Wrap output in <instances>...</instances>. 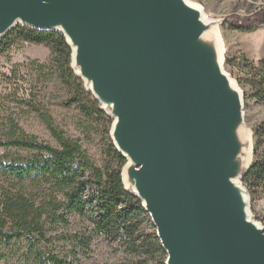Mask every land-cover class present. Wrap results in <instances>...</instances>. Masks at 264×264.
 I'll use <instances>...</instances> for the list:
<instances>
[{
    "label": "water",
    "instance_id": "obj_1",
    "mask_svg": "<svg viewBox=\"0 0 264 264\" xmlns=\"http://www.w3.org/2000/svg\"><path fill=\"white\" fill-rule=\"evenodd\" d=\"M218 24L189 0H0V41L16 26L63 36L164 264H264L241 182L252 133Z\"/></svg>",
    "mask_w": 264,
    "mask_h": 264
},
{
    "label": "trees",
    "instance_id": "obj_2",
    "mask_svg": "<svg viewBox=\"0 0 264 264\" xmlns=\"http://www.w3.org/2000/svg\"><path fill=\"white\" fill-rule=\"evenodd\" d=\"M225 25L240 32L256 30L264 25V5L246 16L230 15ZM18 42L47 46L48 62L35 64L38 74L46 70L49 81H58L71 93L63 105L75 107L89 128L101 125L108 134L111 120L71 70L70 49L63 36L16 26L0 41V54ZM239 62L241 82L248 86L244 100L249 97L264 104V58ZM18 102L36 115L55 145L25 132L17 112L0 117V264H78L92 236L119 241L137 256L134 264H164L166 254L155 230L141 231L144 220L150 219L140 201L124 190L120 174L125 159L112 143H108L106 159L97 165L80 140L60 129L35 96ZM252 138L251 166L241 179L251 202L264 199V152L259 151L264 144V122L252 129ZM71 215L84 218L89 226L70 230ZM256 218L264 225V219Z\"/></svg>",
    "mask_w": 264,
    "mask_h": 264
},
{
    "label": "rangeland",
    "instance_id": "obj_3",
    "mask_svg": "<svg viewBox=\"0 0 264 264\" xmlns=\"http://www.w3.org/2000/svg\"><path fill=\"white\" fill-rule=\"evenodd\" d=\"M189 1L199 5L207 18L219 21L218 32L223 48L224 69L238 84L243 95L244 92L248 93V86L241 82L243 72L237 65L242 58L250 62L264 58V25L251 32H240L231 30L225 23L230 15L242 17L252 13L264 5V0ZM49 54L47 46L27 42H18L0 54V117L5 116L7 112H17L19 125L25 132L55 145L50 133L36 115L25 107L18 106L19 99L35 96L36 100L45 106L55 124L68 136L78 138L90 158L97 165H101L106 159L108 143L111 142L109 134L105 133L101 125L89 128L75 107L63 105L71 95L69 90L56 80L49 81L50 77L46 70L43 74H38L35 64L47 63ZM12 71H16L18 77H14ZM243 104L245 124L252 133L255 126L264 122V104H258L249 97ZM259 151L264 152V144ZM89 189L91 192L94 191L93 187H86V191ZM250 210L256 220V217L264 219V199L250 201ZM69 222V229L77 232L89 226L84 218L74 215L69 217ZM153 230L150 220H144L142 233L148 234ZM60 231L61 229H58V233ZM60 245L57 242L56 248ZM136 260L137 256L127 252L119 241L108 240L103 236H92L88 251L78 256V264H134Z\"/></svg>",
    "mask_w": 264,
    "mask_h": 264
}]
</instances>
